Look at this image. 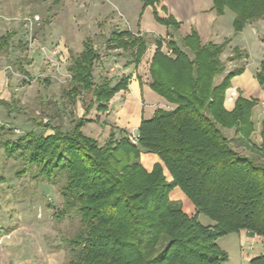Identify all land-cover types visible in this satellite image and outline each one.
Instances as JSON below:
<instances>
[{"label": "trees", "instance_id": "obj_1", "mask_svg": "<svg viewBox=\"0 0 264 264\" xmlns=\"http://www.w3.org/2000/svg\"><path fill=\"white\" fill-rule=\"evenodd\" d=\"M137 1L142 3V12L151 7L155 23L179 29L180 23L171 16L158 15L154 6L159 0ZM225 7L235 14L234 34L264 14V0H213L218 15ZM13 36L9 32L0 37V51L7 49ZM163 42L156 38L151 43L145 33L120 31L113 32L105 44L107 51L129 53L135 67L153 45L148 86L175 106L156 109L150 119H141L136 146L124 133L116 138L111 133L99 145L81 131L91 122L86 119L90 111L95 109L98 121L116 94L128 92L130 80L94 82L93 71L100 58L91 40L71 59L65 92L70 104L80 102L82 116L73 118L67 131L50 121L37 123L52 134L28 132L3 144L6 156L21 157L25 169L35 168V178L47 184L61 183L62 203L53 216L57 221L65 217L78 220L74 234L63 240L66 264H224L228 256L219 249V239L240 231L264 237V164L235 152L222 132L232 129L244 141L253 132L250 114L257 100L244 99L239 93L231 111L223 107L231 80L244 71L247 53L232 49L227 61L241 65L215 84L224 71L220 56L229 40L201 44L198 33L191 30L183 39L189 55L171 41L167 43L171 55H166L161 50ZM14 66L27 76L20 62ZM254 78L264 91V59ZM260 136L257 150L264 157V118ZM141 153L155 155L160 163L146 171ZM175 188L195 207L194 215L185 214L169 199ZM199 215L211 225H202ZM248 264H264V255Z\"/></svg>", "mask_w": 264, "mask_h": 264}, {"label": "rangeland", "instance_id": "obj_2", "mask_svg": "<svg viewBox=\"0 0 264 264\" xmlns=\"http://www.w3.org/2000/svg\"><path fill=\"white\" fill-rule=\"evenodd\" d=\"M190 1L191 4L194 3L193 6L200 17L207 18L209 8L211 10L209 13L215 17H221L226 9L227 13L231 12L235 16L227 7L218 15L213 8V0ZM162 3L163 0H159L154 6L158 15L162 18L171 16L167 14ZM0 4L3 6L0 22L6 23V26L0 28V37L9 32L14 35L7 49L0 51V102L9 104L8 106L0 104V264H66L68 258L63 240L74 234L78 228V220L75 217H65L57 221L53 216L62 203L59 194L61 183L47 184L35 178V168L25 169L21 157L6 156L3 144L6 141H14L28 132L52 134L51 130L43 131L42 128H38L37 123L44 124L50 121L53 126H60L63 131H67L70 121L82 116L83 108L80 102L70 104L65 92L69 83L67 75L71 59L83 50V43L86 40H91L100 58L93 71L96 84L103 78L111 79L113 83L122 77L130 79L128 92L117 94L110 107V110H113L116 105L124 104L121 113L125 116L133 111L132 106L138 101L136 81L140 86L148 85L150 82L147 69L154 46L150 45L139 65L135 67L131 63L129 53L105 49L110 35L120 31L141 34L147 32L145 34L149 42L152 43L156 38L164 41L161 48L163 53L169 50L167 43L171 41L189 55L183 39L189 25L194 31L196 26L194 22L192 24L183 22L179 31L169 27V31L165 33L166 28L154 22L151 7H146L142 12V3L137 0H0ZM17 12L18 17H23V20L12 22L5 20L14 17ZM34 16L38 20H34ZM139 16L140 26H137ZM222 19L227 22L228 17ZM14 22L16 23L13 24ZM248 31L251 32L250 29H246L245 32ZM29 41L31 48L27 47ZM246 43L252 52L246 70L252 74L259 58L255 54L253 44L247 41ZM55 47L60 48L62 53L60 57L52 59L56 63L52 67L46 64V58H51L50 51ZM39 48H43L44 52ZM229 56H220L224 71L215 78V84L229 71L241 65L235 61L228 62ZM15 62L23 65L26 77L19 73L15 66L13 67ZM151 93L159 101L150 106V99L144 95L145 117H148V113L155 105H158L155 110H168L166 104L161 105L165 101L160 102L162 99L154 92ZM85 99L89 100V96ZM254 116L255 111L252 119ZM114 118L113 114H100L96 121V112L93 108L86 116L91 122L86 123L81 131L99 145H104L111 133L115 138L121 135L119 131L113 130ZM222 132L229 139V144L235 152L255 163L264 164V157L256 148H260L259 144L254 147L250 146L248 141L243 140V143H239L232 140L233 131ZM256 138L254 135L251 139L252 144L256 143ZM142 154L146 156L150 153ZM143 158L140 161L143 167L147 163L151 164L148 157ZM156 163L158 162L154 164ZM166 176L168 178L169 175L166 173ZM176 192H179L177 196L179 198L174 201L185 214L194 215L196 211L192 203L181 191L177 189ZM175 194L171 191L169 195L175 198ZM198 220L204 225L209 221L203 215H199ZM239 234V240L226 236L217 241L219 249L228 256L224 264H239L252 252L257 251L254 246L264 249V238L255 243L249 238L245 240L242 233ZM255 257L258 256L253 253L251 258ZM242 264H248V261H243Z\"/></svg>", "mask_w": 264, "mask_h": 264}, {"label": "crops", "instance_id": "obj_3", "mask_svg": "<svg viewBox=\"0 0 264 264\" xmlns=\"http://www.w3.org/2000/svg\"><path fill=\"white\" fill-rule=\"evenodd\" d=\"M190 2H191L190 0H163L162 5L166 8L167 14L171 15L176 21H178L180 23V27H179L178 31L181 29L183 22H189V23L191 22L190 24H192L194 22L193 24H195V26H196V31L199 35L201 44H205L208 42H211L213 44H220L225 39L229 40V43L225 47L221 57L222 56H225V57L229 56L232 49H234V48H238V49L246 52L248 55V58L244 64L243 73L239 76L234 77L231 80V86L225 92L223 107L225 110L231 111L234 107V103H235L236 98L239 96V93L241 94V97L244 99H247V100L254 99V100L258 101V103L252 108L251 114H250V121L253 125V132L251 133V135L248 138V143L250 144V146H254L257 144H259V146H260L261 145V136H260L261 123H262V120L264 118V91L260 89V87L258 86L254 77H255L256 72L259 69L260 62L264 59V46H263L264 45V16L261 19H258V20L253 21V22H249L243 28V30L240 33L234 34L233 28H232V22L234 20V15L231 12L227 13V9L224 10L225 12L221 17H215L213 14L211 15L209 13L211 11L209 8V12L207 13L209 18L208 17L203 18V17L198 16L197 9L193 6L194 3L191 4ZM2 7L3 6L0 4V13L2 11ZM18 14L19 13L17 12V13H15L14 17H8V18H5V20L9 21V22L23 20V17L19 18ZM227 14H229V15H227ZM225 16L228 17L227 22L224 19H222ZM0 18H1V15H0ZM139 22H140V20L138 18L137 26H140ZM15 23L16 22H14L13 24H15ZM13 24L10 23V25H13ZM4 26H6V23L0 22V28H3ZM191 29H192V27H191V25H189L188 31H187L186 35H184V37L190 34ZM246 29H250L251 32L248 31L246 33L245 32ZM168 31L169 30L166 29L165 33H167ZM143 32H145V31H143ZM145 33H147V32H145ZM237 37H239V38H237ZM245 39L248 43L253 44L254 50H256L255 54H257V56L259 58L258 59V65H257L254 73H252V74L246 70V68L248 66L247 65L248 59L251 57L252 52H251V48L249 49ZM181 51L184 52L183 50H181ZM129 82H130V80H129ZM136 90H137V94H138L136 98L138 101L134 104V106H132L133 111L136 110V112L132 111L130 114H127L125 116L122 115L123 110H124L123 109L124 104L116 105V107L113 110H110L111 103H113L114 99H116L115 96L117 94L108 103L107 112L104 113L103 115L113 114V116L115 117L114 118V124H113V127H114L113 130L115 132L119 131L121 134H123V133L127 134L131 130H135L137 132V128L139 126L141 119H150L154 110H155L154 108H156V106H158V105H155V107H153V110L148 113V117H145L144 105H143L144 104L143 103L144 95H146L147 98L150 99V101H151L150 106H154V104H156L155 102H157L159 100H157L158 98H156L151 93L153 91L150 90L148 85L140 86V83L138 81H136ZM121 93H124V92H121ZM155 95H157V94H155ZM159 98L162 99L161 97H159ZM163 101H165V100H163V99H162V101L160 100V102H162V103H163ZM164 104L167 105L168 110H172L175 107L172 104H168L166 101L161 105H164ZM254 111H255V116H254V119H252ZM228 131H233V130L231 129ZM232 133H233L232 140L237 141L239 143H243V139H242V137H240V135H235L234 131ZM254 135H256L257 141H256V143L252 144L251 139L254 138ZM228 141H229V139H228ZM256 148H259V147H256ZM143 157H148V159L150 160L151 164L149 165L146 162L147 165H145V167H144V169L148 172L151 170L152 164H154L155 162L160 163L159 159L153 154H151V155L146 154V156H143V154L141 153L140 161L142 159H144ZM149 157H151V159ZM163 173L166 177V180L168 179L167 181H170V177L168 176V178H167V176H166L167 171L165 169L163 170ZM167 175H168V173H167ZM177 189L178 188H175L172 190V193H176L175 194L176 197L175 198L172 197L171 196L172 194H171V195H169L170 200L174 201V200H176V198H179V197H177L179 195V192H176ZM202 225H204V224H202ZM205 225H211V222L207 221L205 223ZM239 233H242L243 237H245V240L247 238H249V239L254 240L255 243H256V241H261L262 238H264V237L253 236L250 233H248L247 231H240L238 233H233V234L228 235V237H231L233 239L238 238V240H239L240 239ZM240 247H241V245H239V248ZM254 248H256L257 251L252 252L249 255V257H247L244 260L240 259L241 261L239 262V264H242L243 261L249 262L252 259L251 255L253 253L256 254L257 256L264 255V249L258 248L257 246H254Z\"/></svg>", "mask_w": 264, "mask_h": 264}, {"label": "built area", "instance_id": "obj_4", "mask_svg": "<svg viewBox=\"0 0 264 264\" xmlns=\"http://www.w3.org/2000/svg\"><path fill=\"white\" fill-rule=\"evenodd\" d=\"M34 20H38V18L36 16L33 17ZM28 48H31V42L29 41L28 42V45H27ZM41 49V51L44 52V49L43 48H39ZM61 50L60 48L58 47H55V48H52L51 51H50V55H51V58H46V64L48 65H51L52 67H54L56 65L55 62H53V58H58L61 56ZM166 55H171V50H168L165 52ZM68 77V80H70V75H67ZM126 138L127 140L130 142V144L136 146L138 144V135H137V132L135 130H131L130 132H128L126 134Z\"/></svg>", "mask_w": 264, "mask_h": 264}]
</instances>
